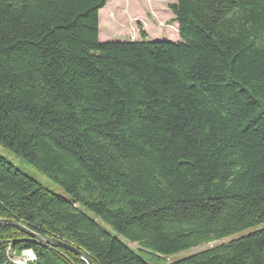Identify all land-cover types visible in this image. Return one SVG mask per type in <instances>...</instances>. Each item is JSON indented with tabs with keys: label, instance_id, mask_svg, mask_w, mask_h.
<instances>
[{
	"label": "trees",
	"instance_id": "trees-1",
	"mask_svg": "<svg viewBox=\"0 0 264 264\" xmlns=\"http://www.w3.org/2000/svg\"><path fill=\"white\" fill-rule=\"evenodd\" d=\"M108 2L0 0V145L72 197L0 156V219L94 264H160L255 229L169 264H264V0H177L178 43H102ZM25 252L86 264L0 224V264Z\"/></svg>",
	"mask_w": 264,
	"mask_h": 264
},
{
	"label": "rangeland",
	"instance_id": "rangeland-1",
	"mask_svg": "<svg viewBox=\"0 0 264 264\" xmlns=\"http://www.w3.org/2000/svg\"><path fill=\"white\" fill-rule=\"evenodd\" d=\"M175 3H177V0H109L106 7L100 11V41L102 43L140 41L141 30H144L148 35L149 41L180 42L178 23L174 21L175 17L168 7L169 5ZM0 156L15 165L20 171L37 181L52 193L62 196L68 201H72V197L61 185L49 179L32 164L19 157L10 149L0 145ZM78 207L88 216L95 219L93 213L85 210L81 206ZM97 221L107 231L111 232L115 236H118L138 255L144 256V253L141 251L140 246L137 243H132L126 238L119 236L103 221L98 219ZM254 230L255 229H249L222 241L213 242L170 257H164L160 264H169L180 261L195 253H199L222 243H226L231 239L247 235ZM29 254H32V258L27 259ZM147 259L149 258L147 257ZM34 260V254L32 252H25L21 257L11 256V261L14 264H30Z\"/></svg>",
	"mask_w": 264,
	"mask_h": 264
},
{
	"label": "water",
	"instance_id": "water-1",
	"mask_svg": "<svg viewBox=\"0 0 264 264\" xmlns=\"http://www.w3.org/2000/svg\"><path fill=\"white\" fill-rule=\"evenodd\" d=\"M0 224L14 226V227L20 229L22 232H24L26 235H28L30 238H32L33 240H35L37 242H40L42 244H45V245L50 246V247L55 248V249L69 250V251L73 252L74 254H76L77 256H80L86 264H94L92 259L86 253L77 249L72 244H69L68 242H65V241H63L57 237L39 234V233L29 229L28 227H26L22 223L17 222L15 220L0 219ZM34 259H35V256H34Z\"/></svg>",
	"mask_w": 264,
	"mask_h": 264
},
{
	"label": "bare ground",
	"instance_id": "bare-ground-1",
	"mask_svg": "<svg viewBox=\"0 0 264 264\" xmlns=\"http://www.w3.org/2000/svg\"><path fill=\"white\" fill-rule=\"evenodd\" d=\"M28 258H32V254H29V256L27 257V259H28Z\"/></svg>",
	"mask_w": 264,
	"mask_h": 264
}]
</instances>
